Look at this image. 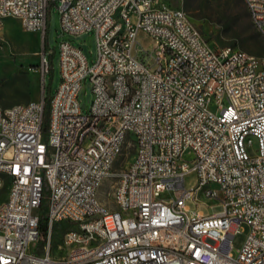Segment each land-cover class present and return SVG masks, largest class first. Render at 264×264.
<instances>
[{"label":"built area","instance_id":"2783aa9c","mask_svg":"<svg viewBox=\"0 0 264 264\" xmlns=\"http://www.w3.org/2000/svg\"><path fill=\"white\" fill-rule=\"evenodd\" d=\"M52 1L0 0V29L13 17L45 33ZM244 1L264 33V0ZM59 11L64 33H95L97 59L60 43L47 140L44 95L0 103V192L8 185L0 264H264V57L211 46L165 0H59ZM142 32L153 42L140 49ZM42 69L49 71L46 55ZM87 76L94 98L85 113ZM132 145V159L114 171ZM191 173L198 182L189 189ZM115 177L111 209L100 190ZM168 189L177 196L162 198ZM199 191L219 198L222 210L190 214L186 200L199 204ZM58 222L70 225L55 247Z\"/></svg>","mask_w":264,"mask_h":264},{"label":"rangeland","instance_id":"374dc122","mask_svg":"<svg viewBox=\"0 0 264 264\" xmlns=\"http://www.w3.org/2000/svg\"><path fill=\"white\" fill-rule=\"evenodd\" d=\"M173 6H181L189 15L191 22L202 32L208 43L221 48L231 46L245 50L259 57H264V33L259 31L252 22L250 15L244 18L233 0H165ZM62 41H70L73 45L82 47L83 52L92 64L97 59V41L93 31L78 35L64 33L60 24L59 0L48 4L47 26L45 33L30 32L22 27L18 18H7L0 29V103L7 107L31 100H40L43 95L54 93L60 82L59 47ZM138 47H150L153 42L143 32L139 35ZM55 52L53 69L44 72L43 57ZM140 52V57L142 56ZM94 98L93 84L89 76L82 83L79 100L85 113L90 110ZM49 116L43 117L42 132L48 139ZM135 147L126 146L114 165V171H120L132 159ZM116 177L108 180L100 190L101 199L108 202L111 209L117 206L110 201V184ZM196 173L186 176L185 185L193 188L197 184ZM8 185L0 192V200L7 196ZM50 190L45 185L43 201L48 210ZM177 196L174 190L162 192L161 197L172 199ZM199 204L193 197L186 200L189 213L202 212L205 215L222 210L219 198H209L203 191L197 192ZM67 222L55 224L54 245L61 241ZM248 226L243 225L233 239L234 254L243 246L248 234ZM41 243V242H40Z\"/></svg>","mask_w":264,"mask_h":264},{"label":"trees","instance_id":"16d2710c","mask_svg":"<svg viewBox=\"0 0 264 264\" xmlns=\"http://www.w3.org/2000/svg\"><path fill=\"white\" fill-rule=\"evenodd\" d=\"M234 3L238 6V8L241 11V14L244 18H247L250 14L247 8V5L244 0H233ZM54 54H49L48 62L50 65V70L52 71L53 69V59H54ZM53 93L51 92L50 95L47 97L44 95V100H45V106H44V116L45 118H48L49 113H50V101ZM47 225H48V220H47V210H46V205L45 201H42V205L40 208V227L43 233L46 232L47 230Z\"/></svg>","mask_w":264,"mask_h":264},{"label":"crops","instance_id":"0c3cea01","mask_svg":"<svg viewBox=\"0 0 264 264\" xmlns=\"http://www.w3.org/2000/svg\"><path fill=\"white\" fill-rule=\"evenodd\" d=\"M37 33H41V32H37Z\"/></svg>","mask_w":264,"mask_h":264}]
</instances>
